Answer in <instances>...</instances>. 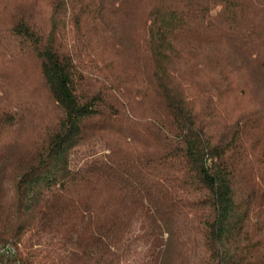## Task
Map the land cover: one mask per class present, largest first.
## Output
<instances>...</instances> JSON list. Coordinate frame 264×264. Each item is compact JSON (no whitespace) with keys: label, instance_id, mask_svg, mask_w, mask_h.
Listing matches in <instances>:
<instances>
[{"label":"trees","instance_id":"trees-1","mask_svg":"<svg viewBox=\"0 0 264 264\" xmlns=\"http://www.w3.org/2000/svg\"><path fill=\"white\" fill-rule=\"evenodd\" d=\"M8 243L264 264V0H0Z\"/></svg>","mask_w":264,"mask_h":264},{"label":"built area","instance_id":"built-area-1","mask_svg":"<svg viewBox=\"0 0 264 264\" xmlns=\"http://www.w3.org/2000/svg\"><path fill=\"white\" fill-rule=\"evenodd\" d=\"M0 264H21L19 248L12 243L0 245Z\"/></svg>","mask_w":264,"mask_h":264},{"label":"rangeland","instance_id":"rangeland-1","mask_svg":"<svg viewBox=\"0 0 264 264\" xmlns=\"http://www.w3.org/2000/svg\"><path fill=\"white\" fill-rule=\"evenodd\" d=\"M34 76V75H33Z\"/></svg>","mask_w":264,"mask_h":264}]
</instances>
